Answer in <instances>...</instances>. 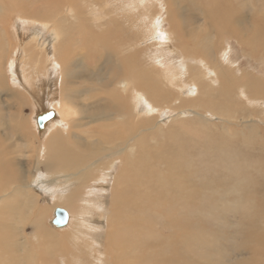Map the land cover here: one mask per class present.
<instances>
[{
	"label": "rangeland",
	"instance_id": "obj_1",
	"mask_svg": "<svg viewBox=\"0 0 264 264\" xmlns=\"http://www.w3.org/2000/svg\"><path fill=\"white\" fill-rule=\"evenodd\" d=\"M9 1L0 0V46L5 47L3 52L10 57L16 53L15 63L23 67V73L28 66L36 64L42 54L52 57L34 71L39 76L35 81L39 82L48 77L51 64L57 68L58 76L49 102L59 100L63 79L62 68L54 56L55 42L61 35L57 28L76 24L78 29L86 27L95 36L121 48L128 58L129 69L138 73L142 60L152 73L161 74L165 68L168 72L158 76L164 77L174 71L182 72L183 69L178 70L182 59H190L189 63L196 60L203 67L207 65L203 52L218 53V59L210 60H216L219 68H208L214 73L217 86L203 79L208 84L207 88L204 84L206 90H211L204 99L220 104L218 87L225 89L226 86L227 97H238L242 106L233 121L237 135L233 129L227 134L220 127L222 119L219 123L210 118V128L196 122L197 119L191 121L195 110L184 117L178 116L186 110L176 107L166 108L165 114H156L162 128H149L141 140L125 135L113 145L124 152L119 163L108 172L106 181L101 182L103 189H99L98 202L94 200L91 177L103 168L106 150L113 147L104 142L105 138L95 139L94 145L88 144L95 147L93 149L81 148L79 170L76 164H68L66 168L72 170V174L63 170L62 173L49 172L48 160L34 166L32 162L38 155L34 158L31 154L30 158L28 149L17 153L14 146L9 149L10 157L1 156L3 150L0 160H5V167L20 169L23 173L13 187L0 184V223L6 220L3 225L10 242L20 243L15 248V260L6 263L0 257V264L18 261L22 264H67V259L71 264H264V28L257 26L264 25V0H17L19 4L15 6ZM72 1L75 2L72 7L66 5ZM160 1L165 3V12L167 4L175 5L168 7V11L173 10L176 18L183 10L182 16L190 25L188 31L196 40V49L190 50L183 45L187 30L178 19L172 23L167 18L146 33L140 31L141 28L129 30L132 18L141 20L152 12L159 13ZM76 10L82 14H77ZM227 23L244 34L227 33L222 38L217 37L219 27ZM19 24L25 28L23 39L19 38ZM245 30L252 35L247 36ZM252 36L259 41H254ZM173 44L179 53L167 47ZM161 47L163 58L152 61ZM23 73L19 81H23ZM76 82L74 91L78 95L87 94V83ZM11 84L14 86L13 82ZM23 84L21 98L3 93L1 100L11 98L7 112L13 116V129L22 133L27 141L39 142L44 137L43 128L39 130L37 123V118L45 114L41 111L43 99L38 98L42 106H36L27 93L32 83L26 80ZM66 85L70 86L69 82ZM172 91L170 88L169 93ZM185 96L187 93L179 85L176 97L188 98ZM132 100H135L132 94L121 93L113 102L122 107ZM85 103L80 102L82 107H86ZM150 105V100L145 98L140 103L130 104L136 108L126 114L129 126L120 128L124 127L125 133L128 129L142 130ZM110 111L111 108L106 114ZM207 111L216 115V110ZM117 114L120 116V111ZM180 121L183 128L177 125ZM108 126L99 132L109 130ZM7 146L4 131L0 133V149ZM73 148L72 145L67 147ZM223 151L231 156V161L221 160ZM193 165L195 168H191ZM7 172L11 175L10 170ZM141 194L151 195L158 202L147 205ZM9 202L14 205L11 214L5 216L2 204ZM57 209H64L70 216L64 228L52 225ZM23 218L28 222L21 225ZM11 227L14 230L19 227V239H14ZM93 233L97 235L98 245L93 242L95 236L92 241L89 239ZM0 239V246L6 245L1 228ZM77 240L80 251L75 248ZM96 246L99 251L93 249ZM97 255L100 259L95 262Z\"/></svg>",
	"mask_w": 264,
	"mask_h": 264
},
{
	"label": "bare ground",
	"instance_id": "obj_2",
	"mask_svg": "<svg viewBox=\"0 0 264 264\" xmlns=\"http://www.w3.org/2000/svg\"><path fill=\"white\" fill-rule=\"evenodd\" d=\"M9 2L12 4L11 6L19 4L17 0H10ZM158 3H160L161 6V11L159 13L152 12L150 13V16L148 18H142L141 20H137L136 17L132 18L130 20L131 26L129 30L139 31L138 28H141L140 31L146 33L149 29L153 28L159 22L164 21L167 18L172 23H174L175 20L178 19L184 29L187 30L186 38H184L183 40V45L185 46V48H189L190 50L196 49V40L193 35H190L188 31V29H190V25L186 24L184 16H182L183 10L180 13L179 17L176 18L175 12L173 10L168 11V7L174 8L175 5L173 3L167 4L166 12L163 11L165 8V3L162 1ZM68 4L72 7L75 2L72 1L71 3H66V5ZM17 9L18 7L14 10ZM162 12H164V14ZM77 14H82V12L79 13V11H77ZM172 17H174L175 19L171 20ZM81 18L85 19L84 17ZM147 21H149V23H147ZM242 21L243 19H240L239 23H242ZM257 26L264 28V25L262 24H259ZM57 31L61 35L55 42L54 56H56V62L62 68L63 79L61 82L60 98L56 102H49V100L51 95H53L54 93L53 86H55V77L58 76L57 68L53 64H51L49 66L48 77L39 82L35 81V78L39 76L34 73L36 68L41 67L48 59L51 61L52 57L50 55L42 54L39 61L34 65L28 66L27 70L23 73V67L15 63L16 53H14L12 57H10L7 53L3 52L5 47L0 46V133H4L5 131V141L8 143L6 149H0V154L4 150L1 156H8V153L11 150L10 148L14 149V146L17 149L15 152L19 150L20 153H22L26 151V149H28L27 154L30 153V158L32 155L34 156V158L36 157V155H38V158L36 157V159H34L35 161L32 160V164L34 166L48 160L49 172L53 174L60 172L62 173L63 170V172H66V174H72V170H67L66 168L68 164H76L75 168L76 170H79V164L82 161V157L78 156V152L82 150L81 148H95L88 146V144L94 145L95 139L97 141H102L105 138L104 142H109L110 146L117 144L125 135L126 137L136 136L139 137L140 140L144 139L149 128L159 129L163 127L161 121L157 119L156 114H165V109L168 107H176L178 109L186 110L187 113L184 112L181 116L178 117H184V115L187 114L190 115L192 113V110H195V117L192 118L191 121L197 119L196 122L198 121L202 124L204 123L203 126H206L208 128L212 126L211 124L209 127V122L211 120L210 118L215 119L219 123L222 119L223 124H221L220 127H222V129L226 131L227 134L228 132L232 133L233 129L234 133L236 132L235 134L237 135V131H235L233 126V121L236 119L237 114L239 113L240 106H242L240 99L238 97H227L226 86L225 89H223L222 87H218L219 94L221 95V97L219 98L221 102L218 101L220 102V104L209 98H207V100L204 99L205 96L209 92H211V90H206V88L208 87H206V82H208L211 86H217V84L213 80L214 73L212 71H209L208 68H219L216 64V60H210L218 59V53L212 51L203 52L206 53L204 57L207 62V65H204L203 67L198 65V62L196 60H193L192 63H189L190 59H182L180 62L181 67H183L182 72L174 71L171 75H166L164 77L158 76L164 72H168L165 68H163L162 71L160 69L161 74L158 72L152 73L145 61L142 60L140 62V73H143L144 75H141L140 73L129 69L128 58L125 53L122 52L121 48H119L118 46H113V44L107 42L105 38L95 36L86 27L78 29L76 24L69 27L58 26ZM18 33L19 38L23 39L25 34L24 25H18ZM227 33L236 36H242L244 34V32L235 25L227 23L219 27L217 37L222 38ZM208 34L211 37L213 36L212 32H209ZM245 34L247 36L249 34L252 35V33L248 30H245ZM252 39L254 41H259V39L254 36H252ZM237 42L240 44L239 40H237ZM167 47H171L175 53L180 52L177 51L176 44ZM162 50V47L158 49L152 61H158V59L163 58ZM86 60L87 62H85ZM167 67H169V65ZM9 69L11 70L10 72L12 80H10V76L8 73ZM20 71L23 73V81H19V78L21 76ZM154 74L156 75L154 76ZM203 79L204 81L206 80L205 83ZM26 80L32 83L31 91L27 92L30 97V101L33 100L35 102V105L40 107L42 105H40V103L38 102V98L43 99V108L41 109V111L45 114L37 118V123L39 122V120H45L46 122L42 126H40L38 123V129L40 130L43 128L44 132V137L39 142L27 141L22 133L13 129V116L7 112V107L10 104L9 101H11V98L5 97L4 101L1 100V96L3 93H7L10 97L21 98L24 91L23 83ZM92 80L93 82L94 80L98 82L96 84L92 82L91 84ZM76 81H80L83 84L87 83L85 87L88 95L84 93H82V95H78V93L74 91L73 85L77 83ZM12 82L14 83V86H12ZM44 82L45 85L43 84ZM66 82H69L70 86H67ZM204 84L206 88L204 87ZM179 85H182L183 92L187 93V96L185 97L188 98L182 99L176 97V92L179 89ZM170 88L171 90H173L172 92H175V95L172 92L169 93ZM121 93H130L133 97H135V100L129 101L128 105L126 106L118 107V104L114 103L113 101L118 98ZM143 95L144 97H142ZM240 95L242 97H245L246 101H248V97H246L243 93H241ZM82 98L84 99L80 100ZM142 98L150 100L151 103L145 113L147 123H145V126L142 130L130 131L128 129L127 133H125V128H120V126H129L126 114L127 112H132L134 108H136V106H130V104L135 101L140 103ZM84 101L86 102V107H82L80 104V102L83 103ZM50 105H52V108H50ZM232 106H234V108H232ZM110 108V113L106 114L107 110ZM208 109L216 110V115L208 112ZM118 111H120V116H118L117 114ZM235 114L236 116L234 117ZM101 119H103L104 121L102 122ZM65 124H67L68 127H66ZM180 124L183 123L181 121L177 123L179 127ZM206 124H208V126ZM106 125H109V130L106 129L103 130L102 133H100L99 130H102L104 127H106ZM190 128L188 127V129ZM238 133H241L240 130L238 131ZM250 133L251 132H249V134ZM178 137L176 141L178 140ZM226 137H228V135ZM247 138L249 139V136ZM69 145H72L74 148L70 150L67 149ZM123 152L124 151L121 150V148L118 146H113L106 150V153L104 155L106 163L102 166L103 168H101L100 166L99 168L101 169L96 170V173H94V175L91 177V187L93 189V196L95 201H99V196L101 194L99 189H103L102 187L100 188V186H102L101 182L106 181V179L109 177L108 172L111 170V168L114 167L115 164L119 163L120 155ZM223 152H221L220 155ZM226 154L227 152L224 154V156H226V159L224 158V156H220L221 160L225 162L231 161V156ZM100 157L97 159L98 161ZM4 162L5 160H0V172L3 175V182H1L0 184H3L4 186L10 188L11 186L13 187L15 185L17 179L21 177L23 172L20 171V169H16L17 171H15L13 168L7 169ZM14 167L18 166L15 165ZM191 168H195L194 165ZM7 170H10L11 175L9 174V172H7ZM138 191L139 193H142V190ZM141 195L142 198L146 200L147 205H154L158 202L151 195ZM194 200L196 199H193V201ZM122 201L124 202L125 199H123ZM121 203L117 206V209L119 210L121 209ZM2 205L3 214L5 216L10 215L12 207L14 205L13 202H9L8 205L3 203ZM90 212L91 211H89V213ZM92 215L94 216V213H92ZM68 217L70 222L69 214ZM3 221L6 222V220L4 219L1 220L0 228L1 235L3 236V243H6V245L0 246V257L3 262L10 263L11 259L13 261L15 260V248L18 247L20 243L10 242V237L6 235V231L4 228L5 224L3 225ZM22 221L23 222H20L21 225L28 222L26 218H23ZM78 228L80 230V226H78ZM223 228H225V226ZM11 231L14 239H19V227L16 230L11 227ZM44 233L45 235H47V232ZM76 236L80 237L81 235L77 234ZM94 236L96 241L93 242L97 244L96 233L90 235L89 239H91L92 241V238H94ZM77 242L79 241H74L75 248L80 251L78 244H76ZM93 242L90 243L92 247L94 245ZM93 249L96 251L100 250L99 246H96V248ZM195 257L196 260L199 259V257ZM99 259L100 255H97V259L94 260L95 262H98ZM66 263L71 264L69 259H67ZM16 264H22V261H18ZM77 264L80 263L78 262Z\"/></svg>",
	"mask_w": 264,
	"mask_h": 264
},
{
	"label": "water",
	"instance_id": "obj_3",
	"mask_svg": "<svg viewBox=\"0 0 264 264\" xmlns=\"http://www.w3.org/2000/svg\"><path fill=\"white\" fill-rule=\"evenodd\" d=\"M45 120H39V125H44ZM69 222L68 213L63 209H57L55 212V219L52 222V225L56 228L65 227Z\"/></svg>",
	"mask_w": 264,
	"mask_h": 264
},
{
	"label": "flooded vegetation",
	"instance_id": "obj_4",
	"mask_svg": "<svg viewBox=\"0 0 264 264\" xmlns=\"http://www.w3.org/2000/svg\"><path fill=\"white\" fill-rule=\"evenodd\" d=\"M180 66V65H179ZM181 69H183L181 66H180V68H178V70H181Z\"/></svg>",
	"mask_w": 264,
	"mask_h": 264
}]
</instances>
